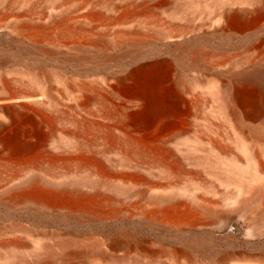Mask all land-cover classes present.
<instances>
[{
    "label": "bare ground",
    "instance_id": "1",
    "mask_svg": "<svg viewBox=\"0 0 264 264\" xmlns=\"http://www.w3.org/2000/svg\"><path fill=\"white\" fill-rule=\"evenodd\" d=\"M221 2L227 4L219 11L224 30L231 19L264 17V0ZM92 14L83 13L84 21L67 12L58 19L51 15L55 19L42 27L58 30L53 46L36 41L16 49H38L49 59L58 53L80 67L55 71L62 96L46 72L26 69L27 80L0 75V221L26 210L67 223H107L127 216L145 226L191 229L214 202L176 192L194 173L190 164L204 159L195 155L198 147L192 139L179 138L193 131L200 96L171 66L170 49L149 54L150 40L135 22L136 6L116 7L98 21L90 20ZM84 33L93 37L84 38ZM171 33V38L184 35L176 28ZM188 42L171 41L180 55L191 48ZM255 48L250 46L241 57L245 68L228 80L213 81L207 103L212 116L221 114L231 123L236 144L262 164L264 141L246 124L264 112V68L252 56ZM223 126L214 118L208 121L212 132ZM210 145L219 148L220 142L210 139ZM259 189L252 187L248 196H241L239 208H248ZM195 249L192 243L155 248L129 234L60 232L37 244L18 238L0 241V264L247 263L244 252L231 249L199 263L191 255Z\"/></svg>",
    "mask_w": 264,
    "mask_h": 264
},
{
    "label": "rangeland",
    "instance_id": "2",
    "mask_svg": "<svg viewBox=\"0 0 264 264\" xmlns=\"http://www.w3.org/2000/svg\"><path fill=\"white\" fill-rule=\"evenodd\" d=\"M191 1L0 0V75L7 79L27 80L29 72H25L26 69L30 72H46L51 76L50 81L58 93L62 84L56 79L55 71L69 73L80 67L73 61L63 60L58 53L49 59L38 49L26 52L16 49L36 41L37 44L46 42L53 46V42L57 41L58 30L52 25H42L58 19L59 14L67 12L73 20L84 21L86 19L82 14L91 11L94 14L90 20L98 21L113 14L116 7L136 6L138 16L135 22L150 40L149 54L164 53L165 49H170L166 54L171 66L185 77L192 92L201 99L197 117L193 120V131L189 130L179 138L192 139L198 147L195 155L201 157L199 159L211 161L191 163L194 173L181 181L176 192L191 199L199 194L214 201L208 212L198 215L200 224L184 230L159 225L145 226L127 216L107 223H67L44 213L19 210L7 220L0 221V241L18 238L28 245L32 242L37 244L45 236L60 232L79 236L103 234L107 237L121 233L135 236L155 248L164 244L179 248L195 244L196 249L191 250V255L199 263L208 259V256H219L231 249L244 252L246 264H264V187L259 189L264 182V153L261 156L262 164L251 159L250 154L236 144L231 123L221 114L212 116L210 103H207L213 81L228 80L233 72L245 68L241 57L250 46L256 47L252 55L256 64L264 68V17L231 19L227 30H224L219 11L227 5L225 2L199 0L191 4ZM51 15L56 17L49 18ZM175 28L183 31L182 38H171V31ZM83 36L90 38L93 34L84 33ZM181 39L188 40L187 45L191 48L180 55V52L174 51L176 44L171 41ZM165 42L170 44L165 45ZM186 66H190V69L184 74L181 70ZM210 118H214L216 123L224 122L221 132H212L208 128ZM246 124L250 133L260 136L264 141V112L256 121ZM210 139H217L219 148H211ZM188 144L191 145L190 142ZM189 145L182 147L187 150L191 148ZM244 168L245 171L242 170ZM252 187L259 189L258 194L248 208L240 209L238 200L243 198L241 196H248L247 191ZM155 264L176 263L165 261Z\"/></svg>",
    "mask_w": 264,
    "mask_h": 264
}]
</instances>
